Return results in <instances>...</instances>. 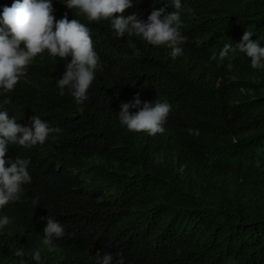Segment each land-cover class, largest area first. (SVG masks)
Returning a JSON list of instances; mask_svg holds the SVG:
<instances>
[{"label":"trees","instance_id":"1","mask_svg":"<svg viewBox=\"0 0 264 264\" xmlns=\"http://www.w3.org/2000/svg\"><path fill=\"white\" fill-rule=\"evenodd\" d=\"M12 3L0 0V12ZM62 3L53 0V15L89 27L101 68L82 104L56 86L70 58L46 54L0 95L12 97L3 110L17 123L30 127L39 115L60 129L31 149L9 146L6 158L31 161V183L0 209L12 221L0 232V264H33L35 250L44 264H96L105 253L125 264H264V69L238 51L210 61L245 31L264 46V0H181L188 40L176 60ZM161 7L174 10L167 0H137L122 14L146 20ZM137 98L139 107L171 105L162 134L119 123L121 105ZM49 215L65 235L45 245Z\"/></svg>","mask_w":264,"mask_h":264},{"label":"clouds","instance_id":"2","mask_svg":"<svg viewBox=\"0 0 264 264\" xmlns=\"http://www.w3.org/2000/svg\"><path fill=\"white\" fill-rule=\"evenodd\" d=\"M137 0H63V5L76 11L89 23L106 21L117 38L125 36L141 37L153 47H166L172 60L183 54V45L188 37L183 33L181 0H167L174 10L166 13L164 7L153 9L146 20L138 18L136 12L124 16L126 9L133 8ZM61 3V0H60ZM53 0H13L10 7L0 12V95L12 92L18 82L27 74V68L38 55L67 60L62 77L56 80L60 95L65 92L76 104L88 99V89L101 68L100 57L94 50L91 32L86 24L77 19L68 20L67 15L56 19L53 15ZM251 31H245L240 42L233 48L225 45L210 61L223 62L233 52L245 53L250 58L253 70L264 69V46L259 40H252ZM232 68L231 64L226 66ZM12 101L11 96L0 99V209L5 205L20 202L24 194L23 186L31 183L29 165L31 161L17 156L6 158L9 146L16 145L31 149L55 139L54 133L60 129L50 127L39 115L30 118L31 126L17 123L16 116L9 118L5 109ZM137 98L133 104H122L117 118L129 132H144L149 136L162 134L171 111L167 101L144 102ZM138 110L131 113L129 109ZM7 165V166H6ZM38 205V201H34ZM44 219V218H42ZM12 223L6 215H0V232ZM44 244L64 237L61 223L51 215L46 218L42 229ZM23 257L21 249L15 252ZM33 264H44L39 250L31 254ZM23 264V261L21 262ZM96 264H125L121 254L105 253L98 257Z\"/></svg>","mask_w":264,"mask_h":264}]
</instances>
